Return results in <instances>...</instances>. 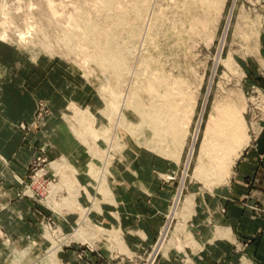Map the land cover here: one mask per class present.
I'll return each mask as SVG.
<instances>
[{
  "label": "rangeland",
  "instance_id": "obj_1",
  "mask_svg": "<svg viewBox=\"0 0 264 264\" xmlns=\"http://www.w3.org/2000/svg\"><path fill=\"white\" fill-rule=\"evenodd\" d=\"M0 42L28 53L40 63L39 83L53 82V90L68 96L60 115L81 144L76 148L71 142L70 158L53 153L49 127L42 120L56 112L49 97H38L34 120L20 126L42 129L44 139L27 172L14 178L22 182L19 196L32 199V222L39 235L14 239L0 226V263L172 264L170 258L179 253L180 264H199L190 254L200 247L194 224L205 213L227 212V204L215 202V196L240 157L220 174L216 159L223 151L202 155L201 149L219 137L214 120L226 123L234 109L250 137L243 151L264 116V1L0 0ZM116 53L122 64L114 61L112 68ZM6 77L0 67V81ZM161 79L176 94L172 109L164 111L165 119L174 114L173 131L166 132L163 122L162 133L140 121L132 108L140 106L147 115L161 110ZM28 83L35 84L31 79ZM118 163L130 180L150 171L159 189L170 184L173 198L165 223L157 241L146 247L126 245L119 229L90 216L98 190L115 191L109 168ZM202 165L207 169L199 174ZM2 177L0 173V185ZM90 185L95 192L88 194L90 204L83 205L80 193ZM9 207L21 211L22 203ZM62 214L71 227L60 221ZM76 246L74 263L62 252Z\"/></svg>",
  "mask_w": 264,
  "mask_h": 264
},
{
  "label": "crops",
  "instance_id": "obj_2",
  "mask_svg": "<svg viewBox=\"0 0 264 264\" xmlns=\"http://www.w3.org/2000/svg\"><path fill=\"white\" fill-rule=\"evenodd\" d=\"M262 51L264 54V44ZM41 59L44 60L42 56ZM38 64L28 53L0 42V67L7 75L5 80L0 81V173L4 179L0 185V226L14 239L21 234L39 235L32 222V199L27 195L19 196L22 182L14 178L16 174L27 172L29 162L38 153L44 139L42 129L24 130L20 126L21 121L31 123L34 120L38 97H49L56 112L47 116L46 121L42 120L43 125L46 123L45 127H49L53 153H64L70 158L74 152L71 142L74 141L76 148L81 146L60 115L66 94L53 90V82L39 83L41 66ZM28 79L33 80L35 86L29 84ZM258 124L256 137H252L246 145L230 179L215 196V202L227 204V212L211 216L205 213L194 224L200 247L198 251L191 250L190 254H195L199 264H244L243 257L248 260L247 264H264V116ZM110 167V172L114 174L112 178L116 180L115 191L111 187V194L98 190L90 204L88 194L95 189L92 185L91 189L86 186L88 190L80 193V201L83 205H91L90 216L94 221L107 228L119 229L126 245L136 249L146 247L157 241L165 223L170 199L173 198L170 184L159 189L158 181L153 179L150 171L136 180H130V177H125L120 163ZM129 182H135V187H131ZM18 201L22 203L21 211L9 207ZM58 217L68 223L67 227L72 226L65 214ZM227 229L230 234L225 233ZM78 251L79 246H76L70 252L64 249L62 255L76 263ZM98 253L102 256L103 251ZM94 255V259L99 260L97 257L100 256L97 253ZM170 259L172 264H180L179 253Z\"/></svg>",
  "mask_w": 264,
  "mask_h": 264
},
{
  "label": "bare ground",
  "instance_id": "obj_3",
  "mask_svg": "<svg viewBox=\"0 0 264 264\" xmlns=\"http://www.w3.org/2000/svg\"><path fill=\"white\" fill-rule=\"evenodd\" d=\"M106 47L107 49H111L109 45H106ZM107 49L105 51L108 53ZM116 54H117L115 55L116 59H112L111 61L113 65V67L111 65L112 68H116L115 66L122 64V58H118L120 56L118 53ZM108 57L110 58V56ZM110 60L107 59V61H110ZM114 61H118L117 65ZM108 65L110 66V64ZM139 69L140 68H138V70ZM152 79L154 78L152 77ZM159 85L160 86L162 85V87H164V90H165L164 95L162 96V98H160V100L163 101V108H161V110L157 108L153 109V113H151L150 115H147L140 108V106L134 105V107L132 108L134 109L135 113L138 115L140 121H142L145 124H148L151 130H153L154 132L159 131L162 133L163 130L160 129L159 126L162 125L163 122L167 123L166 126L164 127V129H166L165 130L166 132L173 131L172 123L170 122L172 121V119H174V114H172L170 118L165 119L164 117L166 116L164 115V111L172 109L171 108L173 106L171 104L172 99L174 100L176 94L174 93V91L171 90L170 84L167 81L161 79L159 81ZM177 93H181V92H177ZM232 110H233L232 114L230 115L229 119H227L226 123L222 124V123H219L218 120H214V123H215V125L213 124L214 127L217 126L220 129L219 137L218 139H215L217 140V141H214L215 144L212 139V141H208V143H205L201 149L202 155L208 154L209 151L212 153H216V154H219L220 152L223 151V156H219L218 159H216L217 166L221 167V169L218 170L220 174H225V172L230 171V169L232 168L235 162V159L240 156L243 146L247 143L248 141L247 139H249L247 131L244 127L245 126L244 121H243L244 119L242 115L240 114V111L234 110V109ZM213 125L208 127L207 129V135L209 136L212 131L214 132ZM212 146L213 147L217 146V148H213ZM221 148L224 150H222ZM206 169H207V165H202L199 167V170H197L198 171L197 173L201 174Z\"/></svg>",
  "mask_w": 264,
  "mask_h": 264
},
{
  "label": "built area",
  "instance_id": "obj_4",
  "mask_svg": "<svg viewBox=\"0 0 264 264\" xmlns=\"http://www.w3.org/2000/svg\"><path fill=\"white\" fill-rule=\"evenodd\" d=\"M28 186V185H27ZM29 187V186H28Z\"/></svg>",
  "mask_w": 264,
  "mask_h": 264
}]
</instances>
